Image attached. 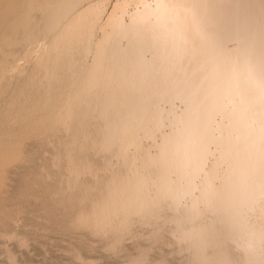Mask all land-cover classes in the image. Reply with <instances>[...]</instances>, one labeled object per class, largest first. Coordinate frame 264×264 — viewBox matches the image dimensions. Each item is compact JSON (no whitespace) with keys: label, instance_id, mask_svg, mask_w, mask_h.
Listing matches in <instances>:
<instances>
[{"label":"bare ground","instance_id":"6f19581e","mask_svg":"<svg viewBox=\"0 0 264 264\" xmlns=\"http://www.w3.org/2000/svg\"><path fill=\"white\" fill-rule=\"evenodd\" d=\"M86 2L0 0V264H264V0Z\"/></svg>","mask_w":264,"mask_h":264},{"label":"rangeland","instance_id":"374dc122","mask_svg":"<svg viewBox=\"0 0 264 264\" xmlns=\"http://www.w3.org/2000/svg\"><path fill=\"white\" fill-rule=\"evenodd\" d=\"M124 1L125 0H89V2L82 4L80 7L84 6L87 3L95 4L102 2V4L100 5L101 12L106 9V12L110 13L115 7L120 6ZM80 7L78 9H80Z\"/></svg>","mask_w":264,"mask_h":264}]
</instances>
